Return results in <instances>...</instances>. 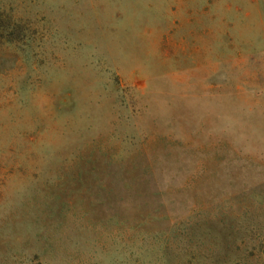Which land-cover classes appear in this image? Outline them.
<instances>
[{
  "label": "rangeland",
  "instance_id": "374dc122",
  "mask_svg": "<svg viewBox=\"0 0 264 264\" xmlns=\"http://www.w3.org/2000/svg\"><path fill=\"white\" fill-rule=\"evenodd\" d=\"M0 264H264V0H0Z\"/></svg>",
  "mask_w": 264,
  "mask_h": 264
},
{
  "label": "trees",
  "instance_id": "16d2710c",
  "mask_svg": "<svg viewBox=\"0 0 264 264\" xmlns=\"http://www.w3.org/2000/svg\"><path fill=\"white\" fill-rule=\"evenodd\" d=\"M11 25V23L9 24V26ZM225 243V242H224ZM225 245H226V247H229V244H228V242L226 241V243H225ZM212 247L216 250V251H218L217 249H219V251L221 252L222 251V249L220 248V245H218V242L216 243V242H212ZM254 248L253 249H256V246H253ZM224 249V248H223ZM226 249V248H225ZM218 251V252H219Z\"/></svg>",
  "mask_w": 264,
  "mask_h": 264
}]
</instances>
